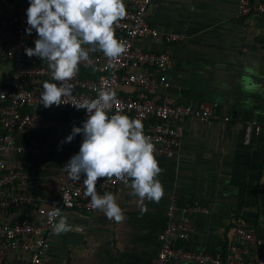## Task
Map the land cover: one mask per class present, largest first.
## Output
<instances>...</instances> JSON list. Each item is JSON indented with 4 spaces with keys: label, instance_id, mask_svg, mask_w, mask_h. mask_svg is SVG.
<instances>
[{
    "label": "crops",
    "instance_id": "1",
    "mask_svg": "<svg viewBox=\"0 0 264 264\" xmlns=\"http://www.w3.org/2000/svg\"><path fill=\"white\" fill-rule=\"evenodd\" d=\"M146 21L161 35L182 36L171 46V89L162 97L188 106L207 104L219 119L184 120L178 156L155 157L164 195L159 202L145 201L146 211L121 183L113 195L123 222L100 211L65 212L71 230L52 234L43 264H150L171 198L179 208L197 202L208 210L190 217L189 248L224 250L237 216L264 237V130L245 134L247 123L264 120V17H239L237 0H152ZM137 44L153 52L165 48L159 39ZM245 81L252 82V90L244 88ZM70 133L19 134L41 153H12L6 160L9 167L32 172L27 188L46 200L56 196L62 166L76 148L77 135L61 143Z\"/></svg>",
    "mask_w": 264,
    "mask_h": 264
},
{
    "label": "built area",
    "instance_id": "2",
    "mask_svg": "<svg viewBox=\"0 0 264 264\" xmlns=\"http://www.w3.org/2000/svg\"><path fill=\"white\" fill-rule=\"evenodd\" d=\"M123 2L126 17L114 27L116 38L126 43L127 51L114 68L106 67L107 59L102 52H91L93 66L81 63L79 73L70 81L75 85L74 100L95 99V89L114 91L118 102L108 111L109 117L119 112L139 119L144 135L154 144V156L174 159L182 145L186 118L203 123L219 118L207 104L188 106L162 97L171 89L167 77V71L175 64L171 46L180 42L182 36L161 35L146 21L152 0ZM28 6L29 0H0V264H43L50 248L52 224L56 222L47 215L49 207L61 208L62 215L95 212L89 206L90 198L84 195L83 174L80 181L74 182L62 171L56 196L46 200L27 188L32 172L6 163L12 153L29 156L41 153L37 145L19 140V134L71 132L73 126L82 127L87 118L84 109L77 110L70 104L73 98H66L67 104L49 108L39 104L43 83L56 81L45 61L25 54V48H34L38 38L34 30L30 35L25 33ZM237 15L264 17V0H237ZM157 39L164 44L163 51H148L137 44L139 40ZM262 129L264 120L247 123L246 138L252 131ZM77 136L70 158L78 153L82 142V135ZM114 180H99L97 194H114L122 183ZM198 213L207 214L208 210L197 202L179 208L170 199L165 225L158 235V249L150 264H264V237L257 236L241 216L232 220L233 236L224 250L189 248L193 233L190 217Z\"/></svg>",
    "mask_w": 264,
    "mask_h": 264
},
{
    "label": "clouds",
    "instance_id": "3",
    "mask_svg": "<svg viewBox=\"0 0 264 264\" xmlns=\"http://www.w3.org/2000/svg\"><path fill=\"white\" fill-rule=\"evenodd\" d=\"M25 12V33L30 35L34 30L38 37L34 48H25V54L45 61L56 81L43 83L39 104L49 108L67 104L66 98H73L70 104L87 113L82 127L73 126L61 141L68 143L82 135L78 153L62 171L74 182L84 175L82 184L85 197L90 198V208L103 212L109 220L121 223L125 216L112 193L97 194V182L104 178L122 182L137 198V207L146 211L145 201L159 202L164 189L157 179L163 170L153 154L151 138L144 135L142 122L119 112L109 117L108 111L118 102L114 91L95 89V99L75 101V85L70 83L79 73L81 63L93 66L91 52H102L108 68H114L126 53V43L116 38L114 27L126 17L123 0H29ZM244 88L252 90V82L245 81ZM49 208L48 217L56 221L52 224L53 234L70 231L61 208Z\"/></svg>",
    "mask_w": 264,
    "mask_h": 264
}]
</instances>
